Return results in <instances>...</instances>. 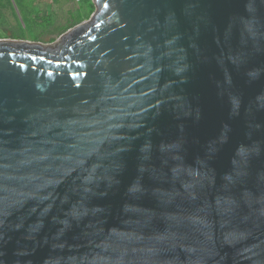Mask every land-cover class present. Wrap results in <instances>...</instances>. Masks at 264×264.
I'll use <instances>...</instances> for the list:
<instances>
[{
    "label": "water",
    "instance_id": "water-1",
    "mask_svg": "<svg viewBox=\"0 0 264 264\" xmlns=\"http://www.w3.org/2000/svg\"><path fill=\"white\" fill-rule=\"evenodd\" d=\"M0 40V264H264V0H93Z\"/></svg>",
    "mask_w": 264,
    "mask_h": 264
},
{
    "label": "rangeland",
    "instance_id": "rangeland-1",
    "mask_svg": "<svg viewBox=\"0 0 264 264\" xmlns=\"http://www.w3.org/2000/svg\"><path fill=\"white\" fill-rule=\"evenodd\" d=\"M96 13L93 0H0V40L51 45Z\"/></svg>",
    "mask_w": 264,
    "mask_h": 264
}]
</instances>
